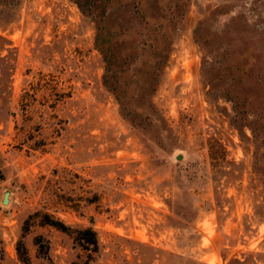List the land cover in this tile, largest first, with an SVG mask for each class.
I'll return each mask as SVG.
<instances>
[{
  "label": "rangeland",
  "instance_id": "1",
  "mask_svg": "<svg viewBox=\"0 0 264 264\" xmlns=\"http://www.w3.org/2000/svg\"><path fill=\"white\" fill-rule=\"evenodd\" d=\"M0 183V264H264V0H0Z\"/></svg>",
  "mask_w": 264,
  "mask_h": 264
},
{
  "label": "trees",
  "instance_id": "2",
  "mask_svg": "<svg viewBox=\"0 0 264 264\" xmlns=\"http://www.w3.org/2000/svg\"><path fill=\"white\" fill-rule=\"evenodd\" d=\"M99 38H100V33H98L96 36L97 45L99 43ZM43 222L52 224L54 226L59 227L63 231L72 233L73 240L80 247V249L83 252V255L85 256V259L82 260L81 262L74 261L72 264H87L88 261L91 260L93 253L97 252L99 248V241H98L97 233L92 227L72 228L64 224L63 222L51 219L48 215L44 216ZM20 247L22 249L21 253H22L23 261L28 262L29 259L24 246L21 244ZM236 263L241 264V262L237 258H233L228 262V264H236Z\"/></svg>",
  "mask_w": 264,
  "mask_h": 264
},
{
  "label": "water",
  "instance_id": "3",
  "mask_svg": "<svg viewBox=\"0 0 264 264\" xmlns=\"http://www.w3.org/2000/svg\"><path fill=\"white\" fill-rule=\"evenodd\" d=\"M177 158H181V156L178 155ZM6 198H7V193L5 194L4 200H5ZM7 200H8V198H7Z\"/></svg>",
  "mask_w": 264,
  "mask_h": 264
},
{
  "label": "bare ground",
  "instance_id": "4",
  "mask_svg": "<svg viewBox=\"0 0 264 264\" xmlns=\"http://www.w3.org/2000/svg\"><path fill=\"white\" fill-rule=\"evenodd\" d=\"M6 200V199H5Z\"/></svg>",
  "mask_w": 264,
  "mask_h": 264
},
{
  "label": "built area",
  "instance_id": "5",
  "mask_svg": "<svg viewBox=\"0 0 264 264\" xmlns=\"http://www.w3.org/2000/svg\"><path fill=\"white\" fill-rule=\"evenodd\" d=\"M1 184V183H0Z\"/></svg>",
  "mask_w": 264,
  "mask_h": 264
}]
</instances>
